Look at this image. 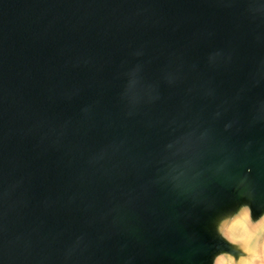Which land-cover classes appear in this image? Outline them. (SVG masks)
<instances>
[{"label":"water","instance_id":"1","mask_svg":"<svg viewBox=\"0 0 264 264\" xmlns=\"http://www.w3.org/2000/svg\"><path fill=\"white\" fill-rule=\"evenodd\" d=\"M264 223V0H0V264H215Z\"/></svg>","mask_w":264,"mask_h":264},{"label":"rangeland","instance_id":"2","mask_svg":"<svg viewBox=\"0 0 264 264\" xmlns=\"http://www.w3.org/2000/svg\"><path fill=\"white\" fill-rule=\"evenodd\" d=\"M244 226V224L237 220L229 227V230L225 234L233 240H240V238L237 239V236H240L246 243L252 242L256 234H258L252 248L254 259L250 262V264H264V223H261L255 231L249 230L248 227Z\"/></svg>","mask_w":264,"mask_h":264},{"label":"crops","instance_id":"3","mask_svg":"<svg viewBox=\"0 0 264 264\" xmlns=\"http://www.w3.org/2000/svg\"><path fill=\"white\" fill-rule=\"evenodd\" d=\"M238 221L242 224H244V227H247V217L244 215L241 218L238 219ZM258 234H256L255 238L252 240V242L248 243L244 246V249L246 251V256L242 257L238 263H235L234 259L231 256H220L216 258L215 264H250V262L254 259L253 255V244L255 242L256 237ZM243 239L240 236H237V239Z\"/></svg>","mask_w":264,"mask_h":264}]
</instances>
